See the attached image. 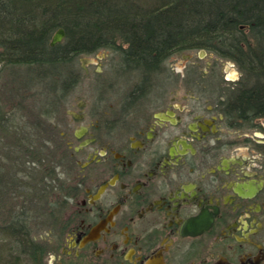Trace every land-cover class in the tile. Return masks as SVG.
Listing matches in <instances>:
<instances>
[{"label":"flooded vegetation","instance_id":"flooded-vegetation-1","mask_svg":"<svg viewBox=\"0 0 264 264\" xmlns=\"http://www.w3.org/2000/svg\"><path fill=\"white\" fill-rule=\"evenodd\" d=\"M108 91L88 125L57 121L77 169L47 203L50 239L32 238L42 264H264V118L241 119L226 91H129L105 107Z\"/></svg>","mask_w":264,"mask_h":264},{"label":"trees","instance_id":"trees-1","mask_svg":"<svg viewBox=\"0 0 264 264\" xmlns=\"http://www.w3.org/2000/svg\"><path fill=\"white\" fill-rule=\"evenodd\" d=\"M58 29L65 38L51 48ZM100 51L118 58L119 74L138 78L129 91L144 92L170 86L174 55L214 54L241 73L223 105L239 107L243 120L264 118V0H0V79H9L2 86L12 106L10 113L0 106V199L26 190L49 228L57 220L47 203L52 212L77 169L58 137L59 118L52 121L83 76L78 58ZM31 225L0 221V235L15 245L3 248L13 260L0 255V264H42L46 249L33 243Z\"/></svg>","mask_w":264,"mask_h":264},{"label":"rangeland","instance_id":"rangeland-1","mask_svg":"<svg viewBox=\"0 0 264 264\" xmlns=\"http://www.w3.org/2000/svg\"><path fill=\"white\" fill-rule=\"evenodd\" d=\"M117 61L118 58L113 57L111 53L107 51H100L91 56L79 57L76 66L80 68L83 76L68 98L66 107L52 122L55 123L58 118L66 117L71 125L70 130L72 129L73 132L78 130L81 126L84 127L88 125L90 123L88 113L96 97L99 95V89L101 88L99 85H110V88H107L109 90L108 94H106L107 101L104 102L103 106L115 105L120 98H123L129 92L131 86L135 85L138 78L119 74L116 67ZM166 68L169 71L168 74L174 76L180 75L177 77L179 82L174 86H169V89L182 90L181 95H185L184 90H206L210 94L212 100L218 99V97L225 92L224 90L239 82L241 79V73L233 63L220 60L211 53L192 52L177 54L167 61ZM8 81L9 79L6 76H2V79H0V106L4 108L6 113H10L12 106L10 104L8 91L2 85L6 82L8 83ZM159 89H164V87L157 86L154 90ZM85 114L86 116H84ZM81 116L84 118L82 122L73 121L74 117L80 118ZM60 131H62V129ZM68 138L75 147V151L85 145V142L80 143V141L75 138ZM60 139L62 138L60 137ZM4 142V140H0V147ZM1 152L0 156L2 161L4 160L3 162H5L3 151ZM59 173H61V170L58 174ZM17 176L21 182L26 181V178L20 174H17ZM61 179H63V177H61ZM8 192L9 193L4 196L2 194V198L0 199V221L12 220L15 217L20 219L26 218V220L32 223L30 229L32 238L39 243L48 241L50 239L48 237L49 227L42 224L40 218H38V213L34 211L36 203L35 205L34 203H29L30 198H25L27 194L26 190L21 191L17 189L16 191H12L11 188ZM22 193L24 194L23 196L20 195ZM22 214L24 215L22 216ZM14 247L13 241L0 235V255H4L3 259L6 261L13 260L11 257H13L14 253L12 252V255L10 254V256L7 257L6 252L8 249L11 251ZM3 248L6 249V252L3 251Z\"/></svg>","mask_w":264,"mask_h":264},{"label":"water","instance_id":"water-1","mask_svg":"<svg viewBox=\"0 0 264 264\" xmlns=\"http://www.w3.org/2000/svg\"><path fill=\"white\" fill-rule=\"evenodd\" d=\"M64 38H65L64 30L63 29L56 30L50 40L49 46L51 48L55 47L57 44H60L64 40Z\"/></svg>","mask_w":264,"mask_h":264}]
</instances>
